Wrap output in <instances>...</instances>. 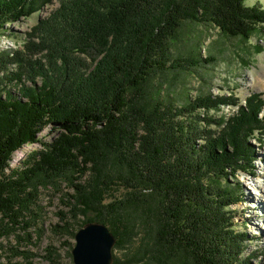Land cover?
Listing matches in <instances>:
<instances>
[{
	"label": "trees",
	"instance_id": "trees-1",
	"mask_svg": "<svg viewBox=\"0 0 264 264\" xmlns=\"http://www.w3.org/2000/svg\"><path fill=\"white\" fill-rule=\"evenodd\" d=\"M57 1L24 44L47 58L0 55V237L26 224L39 184L60 178L72 189L74 216L95 212L82 225L107 223L116 248L147 226L152 243L112 264H252V256L240 257L245 234L230 227L228 206L239 196L227 180L250 171V140L264 137L262 95L251 93L244 105L210 94L175 103L169 93L160 96L154 78L214 60L172 55L186 23L248 39L264 25V8L245 0ZM51 2L0 0V32ZM9 62L19 70L8 71ZM221 104L236 111L208 116ZM200 108L206 115L194 114ZM28 143L38 146L11 168L14 152Z\"/></svg>",
	"mask_w": 264,
	"mask_h": 264
},
{
	"label": "rangeland",
	"instance_id": "rangeland-1",
	"mask_svg": "<svg viewBox=\"0 0 264 264\" xmlns=\"http://www.w3.org/2000/svg\"><path fill=\"white\" fill-rule=\"evenodd\" d=\"M245 4L264 8V0H245ZM57 6L58 1L52 0L29 16L6 22L0 32V55L21 51L19 55L22 57L23 54L27 53L29 57L33 53L31 59L43 61L45 51L34 48L27 50L24 44L28 41L27 33L37 21L47 18ZM182 27L172 46V55L181 58L200 56L201 59L211 55L214 60L200 62L199 65L190 66L186 70L167 69L158 73L154 79L162 83L160 96L165 97L169 93L170 99L175 103H183L199 94L226 97L233 95L237 97L239 105H244L245 99L251 93H259L264 99V25H256L248 39L224 35L214 25L186 23ZM34 40L37 41V38ZM81 57L86 63H90V55L82 54ZM32 62L31 65L26 64V69L37 64L36 61ZM7 65L8 71L19 70L15 62H9ZM3 79L8 87H14ZM36 80L39 82V77ZM148 90L153 91V87L148 85ZM236 108L234 105L221 104L211 108L208 116L216 120L223 119L236 111ZM194 114L203 116L206 112L200 108L195 110ZM262 114L264 115V107ZM199 121L203 123V120ZM208 128L215 130L217 125L211 123ZM43 133H48L47 129H44ZM49 138L47 135L44 140L48 141ZM201 142L202 140H197L198 144ZM249 144L254 157L250 166L251 172H234V175L228 178V183L226 182L238 191L239 196L237 203L228 206L233 215L230 227L245 234L240 257L249 255L253 257L249 259L252 264H264V215L251 217L252 208L246 207L248 204L255 207L256 204L252 197L255 189L250 183H264V137L251 139ZM37 146L28 143L15 151L10 167H16ZM86 177L87 175L83 176V179ZM69 193H72V189L65 179L59 178L56 184L37 186L35 202L30 205L32 213L25 217L26 224L20 220L11 232L0 237V264H73L71 249L75 243L74 233L81 227L82 220L86 216L94 218L95 212L86 211V214L78 213L74 216ZM107 197L110 198V194ZM104 224L108 226L107 223ZM144 225L143 223L138 226L137 235L124 248H116L114 245L113 257L126 259L142 249L139 248L142 244L146 249L147 245L152 243V237L147 234V226ZM132 264L144 263L135 261Z\"/></svg>",
	"mask_w": 264,
	"mask_h": 264
},
{
	"label": "water",
	"instance_id": "water-1",
	"mask_svg": "<svg viewBox=\"0 0 264 264\" xmlns=\"http://www.w3.org/2000/svg\"><path fill=\"white\" fill-rule=\"evenodd\" d=\"M73 264H112L116 238L101 222H86L74 233Z\"/></svg>",
	"mask_w": 264,
	"mask_h": 264
},
{
	"label": "bare ground",
	"instance_id": "bare-ground-1",
	"mask_svg": "<svg viewBox=\"0 0 264 264\" xmlns=\"http://www.w3.org/2000/svg\"><path fill=\"white\" fill-rule=\"evenodd\" d=\"M251 187L255 189L254 193L252 194V197L254 199V202H256L255 207L252 205H246V207H251L252 209L250 210L251 212V217H256L260 214L264 215V183L263 182H252L250 183ZM256 190H259V192H257ZM257 208V210H256ZM263 209V210H262ZM263 215H261L263 217Z\"/></svg>",
	"mask_w": 264,
	"mask_h": 264
}]
</instances>
